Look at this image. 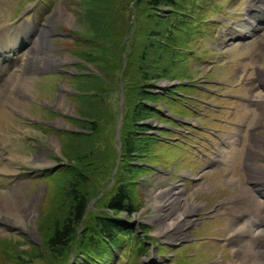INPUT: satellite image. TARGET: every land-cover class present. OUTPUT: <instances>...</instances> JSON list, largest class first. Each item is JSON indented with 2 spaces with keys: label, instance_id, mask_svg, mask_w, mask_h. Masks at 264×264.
<instances>
[{
  "label": "rangeland",
  "instance_id": "374dc122",
  "mask_svg": "<svg viewBox=\"0 0 264 264\" xmlns=\"http://www.w3.org/2000/svg\"><path fill=\"white\" fill-rule=\"evenodd\" d=\"M178 1L151 8L143 0H0V28L15 23L25 37L43 29V53L32 58L40 69H30L28 90L18 89L24 103L0 118V264L233 261L234 247L223 237L227 208L246 202L243 194L234 198L247 186V162L264 173V106L244 102L264 96V29L249 26L247 5L256 0ZM178 5L184 8L175 15ZM166 15L177 23L164 35ZM242 26L247 36L235 30ZM142 84L150 97L137 128L130 113ZM242 122L251 130L225 149L219 168V139ZM129 131L136 134L131 155ZM227 172L236 185L225 183ZM76 182L88 198L85 212L55 255L45 242L71 211ZM122 183L131 214L106 204ZM183 213L193 222L175 229L170 220ZM102 215L133 239L120 237L117 250L109 247L96 262L85 258L89 249L78 237Z\"/></svg>",
  "mask_w": 264,
  "mask_h": 264
},
{
  "label": "bare ground",
  "instance_id": "6f19581e",
  "mask_svg": "<svg viewBox=\"0 0 264 264\" xmlns=\"http://www.w3.org/2000/svg\"><path fill=\"white\" fill-rule=\"evenodd\" d=\"M256 2L261 3V5H257ZM256 2L255 4H248L252 7L250 12L254 14L250 15L251 18L249 17L253 23L251 22L250 25H248L253 27L252 30L254 31H261L264 29V0H256ZM244 29L245 26H242L240 29L238 28L235 30H238L239 33H237L239 36H245L246 30ZM241 31H243V33H241ZM42 33L43 29H40L33 37L30 33L26 34L25 37L15 23L0 28V103L3 105L0 109V118L6 113L5 108L9 107V109L16 110V105L20 106L24 103L22 99L18 97V89L24 91L25 89L28 90L30 81L33 78L30 69H40V66L32 64L35 60L32 58L35 57L39 59L37 55L38 51L43 53L41 46V41L43 39ZM20 49L23 50L22 53ZM12 53L18 56L11 59ZM18 59L20 63L18 61L17 64L12 65V63ZM25 67L27 68L25 69ZM244 102L249 106H257L258 104L264 106V96L259 93H253L251 98L247 100L244 99ZM3 107L4 109H2ZM263 117L264 109H262L258 120ZM250 130V124L242 122L237 125L236 129L230 135L228 134L226 138L219 139V149L217 150L215 159H213L218 167L220 166L219 163L223 165V162L227 160V158L223 160V154L229 157L225 149H230L232 143L236 145L242 142L246 132L248 134ZM247 146L249 149L251 145L247 144ZM251 147H254V145ZM240 149L242 152L243 149ZM254 165L256 164L253 163L252 166L250 162H247L248 174L245 176L247 186L243 187V192L234 198L236 200L245 195L244 198L246 202L242 204L233 202L235 206H229L227 208V214L230 215L231 219L224 228L226 235L223 237L234 247L233 261L229 264H253L254 262L255 264H264V173ZM195 178L197 177H194V179ZM225 180V183L229 185H236V179L230 175V172L226 173ZM172 196L173 197L169 198L178 201L179 197H174L175 195L173 194ZM182 215H184V213L170 220L172 222L171 224L175 225V229H177V227L182 229L192 224L193 221L191 219H183ZM240 219L243 220L242 225L237 224V221ZM168 231L169 230L166 229V232ZM164 232L163 234H165ZM175 235L176 233H174L173 236H169L168 240L172 241L174 238H177ZM179 238H182V236H179Z\"/></svg>",
  "mask_w": 264,
  "mask_h": 264
},
{
  "label": "trees",
  "instance_id": "16d2710c",
  "mask_svg": "<svg viewBox=\"0 0 264 264\" xmlns=\"http://www.w3.org/2000/svg\"><path fill=\"white\" fill-rule=\"evenodd\" d=\"M143 1H145L146 4H148L151 8H158V6L161 4H166V5L169 4V6L173 8L174 4L179 2L178 0H143ZM107 5L109 6L110 4L108 3ZM183 8H184V5L182 6L178 5L176 10L175 8L173 10L174 14L176 15L177 11L183 10ZM110 17H111V13L109 10V12L106 14V19H108L109 22H110ZM172 17L173 16L170 15L167 19V15H166L165 18L163 19L161 18L160 21L161 23L163 22V27H164V29L162 30V34L164 33L165 35L167 30L170 33H172L173 30L176 28L175 25L177 22ZM103 22H105L104 17H103ZM182 22L183 21L181 20L180 23ZM160 61H164V59L160 58ZM165 68L166 67H163L161 68V70H157V71L158 72L163 71ZM147 86H154V85L148 84ZM136 94L138 95V98L133 106L134 109L131 111L130 116L133 118L131 120V123L133 124L134 127L138 128L137 123L140 118L139 115L141 114L142 110L147 109V105L145 104L143 99L150 97V92L145 90L144 85H143L136 92ZM135 137H136V134L134 133V131L128 132L127 138H126L127 155H131L133 151L135 150L134 144H133ZM132 149L134 150L132 151ZM77 185H78L77 182L72 183L73 190H69L68 192V195L72 199L71 211L69 212L68 216L65 219L59 222H55L53 224L51 228V233L49 234L45 242L47 247L55 252V255L63 254L61 250L66 245L69 238H71L70 236L75 232L76 226L81 221L83 214L85 212L86 203H87L88 198H87V195L81 194L79 189L76 188L78 187ZM106 204H107V207L113 213L124 211V212H127L128 214H131L134 211L132 202L127 193V188L124 183L119 184L116 187L113 195L109 198ZM88 229L84 228L82 230V235L80 233L78 237L79 238L78 243L81 244L80 245L81 247H85L86 245L85 248L89 249L85 253L86 259L90 258L98 262L101 261V259H103L106 254L109 255V252H108L109 247L116 248L118 244V239L120 237H124V236L130 237L133 233L132 231H129L126 228H124V226L120 224L116 218H113L107 215L98 216L95 220L94 226H91ZM87 232H88L87 234L88 236H85Z\"/></svg>",
  "mask_w": 264,
  "mask_h": 264
}]
</instances>
